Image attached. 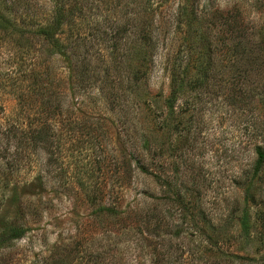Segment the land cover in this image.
<instances>
[{"label": "rangeland", "instance_id": "obj_1", "mask_svg": "<svg viewBox=\"0 0 264 264\" xmlns=\"http://www.w3.org/2000/svg\"><path fill=\"white\" fill-rule=\"evenodd\" d=\"M12 1L0 230H27L0 259L264 264V0H62L60 47L34 35L57 0Z\"/></svg>", "mask_w": 264, "mask_h": 264}, {"label": "trees", "instance_id": "obj_2", "mask_svg": "<svg viewBox=\"0 0 264 264\" xmlns=\"http://www.w3.org/2000/svg\"><path fill=\"white\" fill-rule=\"evenodd\" d=\"M61 3L62 0L56 1L51 12L46 16L44 21L40 23L39 28L34 34L36 37L42 39L48 46L60 47L62 43L58 36L63 34L64 26L67 25L68 21L69 24L73 22V17L70 18L72 16V12L67 13ZM4 5H9L10 9H14V7H16L15 2L12 0H4ZM25 17L28 18V15ZM0 18L7 26L12 25L8 11H3ZM35 19L36 17L34 16L29 18L30 22L33 23L38 22L34 21ZM18 60L15 62L14 59L9 65L13 66V63L18 64ZM22 60L23 59H21V61ZM5 71L6 72L4 73L0 72V89L10 87L11 90L18 93L19 97H22L23 89L20 85H18V82L21 80L20 76L24 77V75H30L29 71L11 68L6 69ZM174 82L176 81L173 79V83ZM19 130L20 129L17 127H0V172H5L10 167L12 168V165L15 166V163L19 160V158H22L23 150L27 148V145H29L23 141V138L27 137V134L22 130L19 132ZM255 154L257 157L256 169L259 170L264 165V150L258 147L256 148ZM26 230L27 229L23 225H20L15 221L1 229L0 251H4L7 248L9 249L14 241L21 240L26 234ZM0 261V264H2V262L7 264V259L5 257L0 259Z\"/></svg>", "mask_w": 264, "mask_h": 264}]
</instances>
